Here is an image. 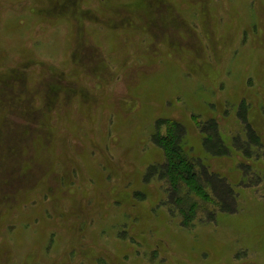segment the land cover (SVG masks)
Returning a JSON list of instances; mask_svg holds the SVG:
<instances>
[{
  "label": "rangeland",
  "instance_id": "374dc122",
  "mask_svg": "<svg viewBox=\"0 0 264 264\" xmlns=\"http://www.w3.org/2000/svg\"><path fill=\"white\" fill-rule=\"evenodd\" d=\"M0 264H264V0H0Z\"/></svg>",
  "mask_w": 264,
  "mask_h": 264
},
{
  "label": "trees",
  "instance_id": "16d2710c",
  "mask_svg": "<svg viewBox=\"0 0 264 264\" xmlns=\"http://www.w3.org/2000/svg\"><path fill=\"white\" fill-rule=\"evenodd\" d=\"M205 125H208L207 127L210 128L209 130H206L208 136L207 139L212 138L209 141V144L206 143L207 140L205 144H203L205 150L212 154H220L221 152H225V143L219 137L217 131H215L216 124L214 120H208ZM206 126H204V128H206ZM163 140L164 142L161 145L165 144L164 153L166 157L164 163L161 164V169L159 170L160 175L158 176L159 178L164 179L168 184V189H171L170 196L174 198L177 187L183 186L186 188V191L193 192L199 198L203 196L201 198L204 199L205 197L207 200L209 198V191L207 190V187H209L213 194L218 198L219 204L217 208H228L225 198L220 196L217 191V186L215 184V180L213 179L214 175L212 173H208L204 166L196 169V163L191 158H189V156H187L184 151H182L178 143H173L172 140L168 139V135L162 137L160 136L159 140L157 139L155 141L156 145L161 146L160 143ZM180 149L181 154H177ZM154 173H156L154 170L149 171L147 173L146 179L149 180L151 177H153ZM188 208H195L194 203L190 204ZM181 214L183 218L187 219L186 213L181 212Z\"/></svg>",
  "mask_w": 264,
  "mask_h": 264
},
{
  "label": "bare ground",
  "instance_id": "6f19581e",
  "mask_svg": "<svg viewBox=\"0 0 264 264\" xmlns=\"http://www.w3.org/2000/svg\"><path fill=\"white\" fill-rule=\"evenodd\" d=\"M77 189H78V186H77ZM79 190V189H78ZM127 193H125V195H126ZM62 196H64V194L62 195ZM181 238H182V236H181ZM183 245H184V242H180L179 243V246H181V247H183Z\"/></svg>",
  "mask_w": 264,
  "mask_h": 264
}]
</instances>
